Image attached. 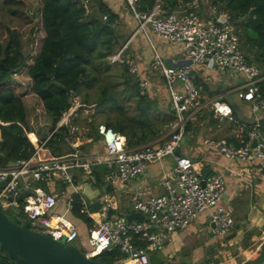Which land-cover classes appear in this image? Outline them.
I'll return each instance as SVG.
<instances>
[{
  "label": "built area",
  "instance_id": "obj_1",
  "mask_svg": "<svg viewBox=\"0 0 264 264\" xmlns=\"http://www.w3.org/2000/svg\"><path fill=\"white\" fill-rule=\"evenodd\" d=\"M79 1L88 12L89 0ZM125 1L137 20L132 36L143 32L149 39L153 51L150 68L157 69L164 79L168 106L174 114L168 134L162 140L135 147H128L126 136L104 122L96 124L93 135L88 131L83 134L89 127L74 124V113H69L80 102L73 96L70 108L42 140L31 139L27 132L33 145L29 156L0 167V204L11 215L29 220L32 228L57 240L65 237V241L74 242L82 235L81 222L85 229L81 238L86 246L82 250L87 257L99 259L103 253L118 248L114 264H150V249H164L176 230L188 227L207 209L213 235H227L234 225L231 208L222 203L224 172L210 171L202 183L203 168L196 166L195 158L175 153L190 114L208 106L213 116L234 121L241 139L245 135L242 143L235 145L225 137L208 136L203 138V145L216 149L230 161L253 164L264 178L262 117L256 114L249 123L235 120L232 105L223 96L204 97L203 85L196 80V67L213 59L221 72L240 74L243 78L235 89L237 98L248 101L252 110L263 115L264 94L259 81L264 75L256 63L246 59L236 32V19L219 4L206 2L207 10L203 12L198 9V0H192L186 7L166 12L159 1L149 11H138L136 0ZM150 34L169 42H182V58L191 59V63L167 66ZM129 40L108 58L113 63H126L132 72H138L136 60L124 54ZM149 84L147 78L141 77L142 93ZM62 127L66 128L64 137L70 149L54 152L47 143L53 132ZM168 155L176 163L169 170L162 167L159 180L162 191L154 192L150 183L136 187L130 199L132 210L141 216L127 219L111 188L124 186L144 173L150 162H160ZM85 179L92 188L99 189L92 199L82 191ZM34 181L46 183L47 189L33 184ZM93 200L99 203L97 209L91 207Z\"/></svg>",
  "mask_w": 264,
  "mask_h": 264
},
{
  "label": "trees",
  "instance_id": "obj_2",
  "mask_svg": "<svg viewBox=\"0 0 264 264\" xmlns=\"http://www.w3.org/2000/svg\"><path fill=\"white\" fill-rule=\"evenodd\" d=\"M157 1L166 12L186 7L192 2V0H136L135 6L138 11H149ZM200 1L198 0L199 6H201ZM0 2L7 5L11 12H17L19 9L12 7V3H18L20 7L22 5L28 7L27 0H0ZM124 2L131 10L128 3L125 0ZM211 2L219 4L236 19V32L246 59L256 63L261 74L264 75V0H211ZM122 4L123 0H89L90 10L86 12L79 0H41L42 38L32 58L28 54V48L23 49L17 30L8 29L5 41L0 40L2 130L0 167L18 158L29 156L33 150V145L27 136V131L32 129L28 128L23 101L12 85L13 74L23 66H27V74L32 82L31 89L41 99L45 112L51 119L50 132L61 114L70 108L72 97L96 82L97 64L108 66L106 58L115 51L114 46L121 38L117 23L119 16L122 15L120 10ZM136 26L137 20L135 28ZM27 59L31 61L28 62ZM123 65L127 69L126 64ZM125 82L130 84L128 80ZM130 86L136 95V119L127 122L126 119L116 118L112 121L107 117L105 123L126 136L128 147H135L149 142L165 131L161 126H154L150 114L154 110L159 111L156 99L147 96L146 93H139L137 81ZM259 87L264 94V77L259 81ZM111 99L114 100L115 95L107 93L103 88L95 102L102 105ZM81 102L88 103L85 95ZM163 113L164 117L168 113L171 115L170 119L164 118L167 126L174 118V114L169 106ZM65 129L62 127L54 131L49 141H65ZM88 134L93 135L94 131H89ZM98 169L103 170V167L99 166ZM12 217L19 221L17 216L12 215ZM234 233L235 230L232 229L227 236L232 238ZM118 253V248H114L106 254L111 257ZM99 259L113 263L105 254ZM0 264L18 263L4 255L0 257Z\"/></svg>",
  "mask_w": 264,
  "mask_h": 264
},
{
  "label": "rangeland",
  "instance_id": "obj_3",
  "mask_svg": "<svg viewBox=\"0 0 264 264\" xmlns=\"http://www.w3.org/2000/svg\"><path fill=\"white\" fill-rule=\"evenodd\" d=\"M27 1L28 7H26L25 5H22V7H20V4L12 3V7L19 8L17 12H11L7 5L0 2V40L5 41L9 32L8 29L17 30L20 40L22 42L23 49L27 50L28 48V54H30V58H32L33 55H35L37 49L39 48L42 38L40 22L41 0ZM209 1L211 0H201L200 4L202 5ZM20 10L22 11V13ZM120 10L122 11V15L119 16L117 24L119 26L118 31L121 34V38L119 39L118 43L114 46L115 51L118 48L122 47L126 40L130 38V45L125 47L124 54L136 60L142 70L139 69L138 72H132L128 68V65L126 63L110 62L107 56V67L97 64L95 71L98 74V79L96 80V82L88 88H83L79 92V94L74 95L75 97L79 98L80 102L82 97L85 95L87 97L88 104L92 105V108H80L77 111L73 112V122L79 127H89L88 130L83 131V134H86L87 131H94L95 126L98 122L105 123V121H107L108 119L114 121L116 118L126 119L127 122L132 121V119H136V95L130 84H133L135 81H137L139 84L141 77H144L147 78L150 83L149 86L146 88L145 93L147 94V96L156 99L159 105V111L154 110L153 113H150L152 121H154V126H161L165 131L162 135L157 136L150 141L159 140L168 134L169 124L171 123V121H173V119H171V121L166 126L165 120L170 119L171 115L168 113L164 117L163 113L168 107V93L165 89L163 81L164 79L163 77L159 76L158 73H153L146 69L148 61H150L153 52L151 43L149 39L143 34V32H138L132 37V33L136 25V19L132 14L131 10L125 4L124 0ZM29 15H31V17ZM152 40L155 42L157 48H159L160 51L161 47H163V50L168 55L176 57L184 55V46L182 42H169L156 35H152ZM210 60L212 63L213 59ZM27 61L30 62L31 59H27ZM213 63L205 65L203 70L214 68ZM123 64H126L127 69H125V65ZM206 73L207 72H205L204 75ZM196 74V80H199L198 75L201 78L204 77H202V71H196ZM125 80H128L130 84L125 82ZM12 85L14 87L15 92L21 97L23 101L27 113V122L29 125L28 128L34 131L36 137L39 140H42V138L49 132V129L51 127V119L46 114L41 99L31 89L32 82L31 78L27 74V66H23L18 72L13 74ZM103 88L107 93H113V96L115 95V99H111L105 104L99 105L95 102V99L99 96ZM140 88L141 85H139V93H142ZM229 95L232 97L236 94L234 92H231ZM185 135L186 136L185 142H183V147L186 148L189 152H192L194 150V144L192 143L193 141L189 137L188 133H185ZM97 140L101 141L100 138H98ZM47 146L54 152L66 151L70 149V146L64 140L60 142H55L51 140L47 143ZM85 148L88 147L85 146ZM89 149H92V145L89 146ZM159 180L160 179L158 177V182ZM33 184L40 185L47 189V184L44 182L34 181ZM111 190L112 194L115 197L120 194L124 198H122L124 202V204L122 205L123 210L133 209L129 195L130 190L128 187H115L111 188ZM79 224L80 227L84 229L83 224L81 222ZM193 225L195 226V230L198 231L197 235L199 236L201 242L205 237L213 235L209 230V219H206L203 224L193 223ZM206 227L208 228V231L206 230ZM232 229L235 230L236 226H233ZM188 233V235L191 237H194L196 235L190 230V226L188 229ZM74 242L78 244L83 250H85V241L84 239H81L80 236L76 238ZM233 244L230 241L229 243L226 241L224 243H221L220 245H217L214 248H206L204 256L198 257L195 261H192L191 257L189 256L191 254V250L188 247L185 250L182 249V251H179L178 248H154L150 249L148 251V254L150 258V264H232L242 259V255H234V257H232L233 254H237L238 249L241 248V245L237 243ZM220 248H226L223 249L225 250V252H220L218 255L213 257L215 252H217V250ZM249 252V250L244 251L245 254ZM106 253L107 252L103 254L112 259L113 262H116L115 256L111 255L110 257L109 254ZM172 260L174 261L172 262ZM262 264H264V262Z\"/></svg>",
  "mask_w": 264,
  "mask_h": 264
},
{
  "label": "crops",
  "instance_id": "obj_4",
  "mask_svg": "<svg viewBox=\"0 0 264 264\" xmlns=\"http://www.w3.org/2000/svg\"><path fill=\"white\" fill-rule=\"evenodd\" d=\"M198 9L206 12L207 3L199 6ZM152 35L153 34H151V37ZM160 52L164 57H172L174 59H179L184 56L180 55L176 57L168 55L163 50V47H161ZM151 59L152 55L150 61ZM150 61H148L146 69L150 72L158 73L157 69L150 68ZM212 63L211 60H208L205 62V64L196 67V71H202V77L204 76L201 78L198 75V81L203 85V96L213 97L216 95H221L232 105L234 111L233 117L235 120L249 123L255 118V115L257 114L262 117V122L264 125V115L262 113H256L254 110H252L248 101H242L238 99L237 95L232 97L229 95L231 92L236 94L235 89L242 81L243 77L240 74L232 71L221 72L215 67L214 63V68L203 70L205 65ZM139 69L142 70L140 67ZM205 72L207 73L204 75ZM159 76L161 75L159 74ZM185 133H188L189 137L193 141L192 143L194 144V150L189 152L183 147L182 143V152L194 157L196 159L197 167L203 168L205 166H210L211 171L221 170L224 172L226 182V198L222 200V203L231 208L234 216L233 226H236V229L232 238H229L227 235H211L209 237H205L203 239L204 241L202 240L201 242L199 236L197 235L198 231L195 230L193 223L203 224L206 219H209L210 210L207 209L201 212L199 216L189 225L190 230L196 234L194 237L188 235L189 226L184 229H178L174 232L172 241L166 245L165 249L178 248L179 251H182V249L185 250L188 247L191 250V254L189 256L191 257L192 261H195L198 257L204 256L206 248L211 249L212 247L214 248L221 243L226 241L229 243L230 241L232 244L237 243L241 245V248H239L237 251L238 253L233 254L232 257H234V255L240 254L242 255L241 257L243 260L248 257L254 258L259 253V247L264 241V178L261 176L260 169L251 163L241 160L230 161L216 149L203 145V138L208 136L225 137L231 143L238 145L244 141L245 135L244 138L241 139V137L238 135V131L234 127V121L226 117L219 118L213 116L208 106L190 114L186 124V130L183 134V142H185ZM97 146H100L98 145V142ZM173 160V156L168 155L160 162H150L144 173L133 178L130 182L124 185L125 187L129 188V195L131 196V193L136 187L143 186L146 183H150L152 185L154 192H161L162 188L158 182V177L160 179L162 167L169 170V168L173 165ZM124 186H117L116 188H123ZM116 197L120 201L121 211L128 213L132 210H123L122 205L124 204V198L120 194H118ZM80 229H82V235L80 234L81 237L83 236V233H85V229L81 227ZM206 230L208 231L207 227ZM223 249L226 248L218 249L213 257L218 255L220 252H225ZM245 250H249L250 252L245 254ZM242 259L234 263L239 264L241 263ZM173 261L174 260H172V262Z\"/></svg>",
  "mask_w": 264,
  "mask_h": 264
},
{
  "label": "water",
  "instance_id": "obj_5",
  "mask_svg": "<svg viewBox=\"0 0 264 264\" xmlns=\"http://www.w3.org/2000/svg\"><path fill=\"white\" fill-rule=\"evenodd\" d=\"M164 62L167 66L191 63V59L182 58L173 62L172 57H164ZM73 103V99L71 100ZM80 108L91 109L92 105L79 102L73 105L69 113H73ZM2 130L0 127V138ZM184 141L182 136L181 144ZM252 144H255L253 140ZM175 153L182 155L181 145H179ZM196 160V159H195ZM175 159L173 164H175ZM211 171L210 166H205L202 169V183L208 172ZM214 171V170H213ZM106 185L104 186V188ZM82 191L92 199L98 194V188H92L87 179L82 184ZM226 198L225 191L222 194V200ZM98 201H91V207L97 209ZM127 219L140 217L138 211L132 210L125 214ZM260 251L254 258L242 259L239 264H262L264 262V241L259 247ZM7 255L18 264H114L101 259H93L87 257L82 248L75 242L65 241V237L57 240L48 233L36 230L30 226L29 220L16 221L12 215L4 209L0 204V257ZM240 256V254L236 255ZM221 264V263H218ZM235 264V263H232Z\"/></svg>",
  "mask_w": 264,
  "mask_h": 264
},
{
  "label": "bare ground",
  "instance_id": "obj_6",
  "mask_svg": "<svg viewBox=\"0 0 264 264\" xmlns=\"http://www.w3.org/2000/svg\"><path fill=\"white\" fill-rule=\"evenodd\" d=\"M28 132V135L31 139L35 140L36 139V135L33 131H27Z\"/></svg>",
  "mask_w": 264,
  "mask_h": 264
}]
</instances>
